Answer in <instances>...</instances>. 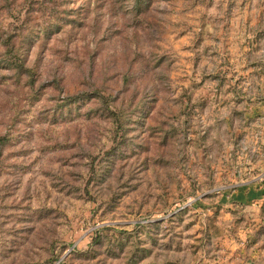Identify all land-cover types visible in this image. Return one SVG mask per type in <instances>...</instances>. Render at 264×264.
Masks as SVG:
<instances>
[{
	"label": "rangeland",
	"instance_id": "374dc122",
	"mask_svg": "<svg viewBox=\"0 0 264 264\" xmlns=\"http://www.w3.org/2000/svg\"><path fill=\"white\" fill-rule=\"evenodd\" d=\"M0 264H264V0H0Z\"/></svg>",
	"mask_w": 264,
	"mask_h": 264
}]
</instances>
